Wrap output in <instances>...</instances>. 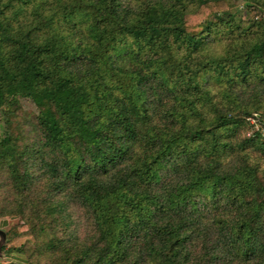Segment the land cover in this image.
Here are the masks:
<instances>
[{"label": "trees", "instance_id": "1", "mask_svg": "<svg viewBox=\"0 0 264 264\" xmlns=\"http://www.w3.org/2000/svg\"><path fill=\"white\" fill-rule=\"evenodd\" d=\"M0 230V264H264V0H0Z\"/></svg>", "mask_w": 264, "mask_h": 264}, {"label": "rangeland", "instance_id": "2", "mask_svg": "<svg viewBox=\"0 0 264 264\" xmlns=\"http://www.w3.org/2000/svg\"><path fill=\"white\" fill-rule=\"evenodd\" d=\"M24 105L27 106L28 108H31V109L33 108V107H31L30 103H28L26 101L24 102ZM15 222H16L15 219H8L7 225L4 226L2 229L5 230V231L9 230L11 228V226L14 225ZM15 258H18V259L23 261V258L20 257V255H18V254H17V256H15Z\"/></svg>", "mask_w": 264, "mask_h": 264}, {"label": "built area", "instance_id": "3", "mask_svg": "<svg viewBox=\"0 0 264 264\" xmlns=\"http://www.w3.org/2000/svg\"><path fill=\"white\" fill-rule=\"evenodd\" d=\"M259 119L258 113H253L252 116L248 117V120L253 123L255 126H257V121Z\"/></svg>", "mask_w": 264, "mask_h": 264}, {"label": "water", "instance_id": "4", "mask_svg": "<svg viewBox=\"0 0 264 264\" xmlns=\"http://www.w3.org/2000/svg\"><path fill=\"white\" fill-rule=\"evenodd\" d=\"M4 240H5V233L3 230H0V256L2 255L1 246L4 242Z\"/></svg>", "mask_w": 264, "mask_h": 264}, {"label": "crops", "instance_id": "5", "mask_svg": "<svg viewBox=\"0 0 264 264\" xmlns=\"http://www.w3.org/2000/svg\"><path fill=\"white\" fill-rule=\"evenodd\" d=\"M15 260H16L17 264H26L24 260L22 261V260H20L18 258H16Z\"/></svg>", "mask_w": 264, "mask_h": 264}]
</instances>
